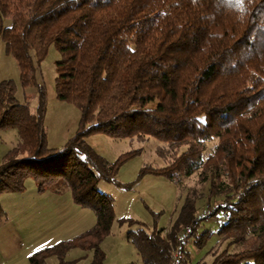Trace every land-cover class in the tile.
<instances>
[{"label": "trees", "instance_id": "16d2710c", "mask_svg": "<svg viewBox=\"0 0 264 264\" xmlns=\"http://www.w3.org/2000/svg\"><path fill=\"white\" fill-rule=\"evenodd\" d=\"M0 39L17 61L22 85L39 92L33 112L18 100L16 82L0 78V129L15 128L18 136L0 163V195L25 190L32 177L38 192L68 191L96 214L93 226L32 253L30 264H49L51 256L76 264L90 252L88 264H105L102 244L114 224L115 200L99 183L131 188L134 182L116 175L138 150L110 162L87 142L94 133L157 138L165 164L145 165L139 178L181 183L197 175V188L166 232L149 234L138 219L120 220L141 224L127 238L142 264H170L178 234L191 226L190 239L220 212L225 221L217 231L228 246L212 264H264V0H0ZM53 44L60 53L57 97L80 111L76 134L61 147L48 144L46 93L38 83ZM4 219L0 202V224ZM74 249L84 257L69 260ZM189 256L186 246L182 264Z\"/></svg>", "mask_w": 264, "mask_h": 264}, {"label": "rangeland", "instance_id": "374dc122", "mask_svg": "<svg viewBox=\"0 0 264 264\" xmlns=\"http://www.w3.org/2000/svg\"><path fill=\"white\" fill-rule=\"evenodd\" d=\"M59 58L60 53L53 44L38 69V83L45 87L44 121L48 144L51 147H61L72 138L77 132L80 120L79 109L57 97L55 63ZM0 78L13 79L18 86V100L28 104L33 112L36 111L39 102L38 86L22 85L17 61L7 52L3 39H0ZM17 139L15 128L0 129V163L16 144ZM86 140L110 162L117 160L126 152L138 150L122 164L116 175V179L121 183L134 182L131 188L120 187L104 180L100 181L98 188L112 195L115 200L114 224L111 234L102 244L106 252L105 264L131 262L142 264L143 255L127 238L128 232L137 229L141 224L131 225L128 222L121 223L120 220L124 217L138 219L149 234L155 231H160L161 234L166 232L179 218L191 187L197 188V175L186 178L181 183L154 174H145L139 178L140 171L145 165L165 164L156 153L161 142L155 137L139 141L129 137L116 138L105 133H94L87 136ZM215 142L216 140L208 142L206 154L212 151ZM199 188L205 191L203 187ZM0 202L5 211V220L0 226L4 229L14 227L16 232L22 231V239L27 241L22 251L15 256L19 257V261L25 259V264H30V254L61 240L73 238L96 222L95 212L90 208L76 205L70 192L58 196L50 192L40 193L32 177L26 180L25 190L5 192L0 195ZM203 203V199L198 200V204ZM55 208L61 209L60 214L56 213ZM7 220L9 221L5 224ZM224 221V213L220 212L218 216L209 217L201 222L196 235L188 241L187 250L190 256L185 264H212L215 253L228 246V239L219 235L217 231ZM207 230L212 231L210 238L204 244L198 245L196 239ZM82 255H84L82 250L74 249L67 257L69 260H76ZM91 257L90 252L88 258H82L76 264H88ZM48 263L57 264V257L51 256Z\"/></svg>", "mask_w": 264, "mask_h": 264}, {"label": "crops", "instance_id": "0c3cea01", "mask_svg": "<svg viewBox=\"0 0 264 264\" xmlns=\"http://www.w3.org/2000/svg\"><path fill=\"white\" fill-rule=\"evenodd\" d=\"M55 195L58 196L59 194H55ZM55 210L56 213L60 214V210H61L60 208H55ZM8 221L9 220H7L5 224H7ZM28 230H32V229H28ZM30 237L32 238V236ZM26 242L27 241L25 239H22V231L16 232L14 227L4 229V227L0 226V264H25V259L19 261L18 259L19 257H15V256L17 253L22 251V247L26 245ZM82 257H84V255H82Z\"/></svg>", "mask_w": 264, "mask_h": 264}, {"label": "built area", "instance_id": "2783aa9c", "mask_svg": "<svg viewBox=\"0 0 264 264\" xmlns=\"http://www.w3.org/2000/svg\"><path fill=\"white\" fill-rule=\"evenodd\" d=\"M217 207L218 205L207 206L206 209L200 213L198 218H204L207 215H210L215 209H217ZM191 233L192 227L187 226L178 234L177 245L173 248V255L170 264H182L184 252L186 250L187 242Z\"/></svg>", "mask_w": 264, "mask_h": 264}]
</instances>
